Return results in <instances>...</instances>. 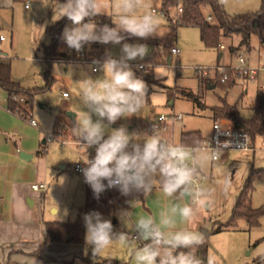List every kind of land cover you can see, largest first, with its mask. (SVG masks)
Wrapping results in <instances>:
<instances>
[{"label":"rangeland","instance_id":"374dc122","mask_svg":"<svg viewBox=\"0 0 264 264\" xmlns=\"http://www.w3.org/2000/svg\"><path fill=\"white\" fill-rule=\"evenodd\" d=\"M218 1L224 5L226 13L231 17L255 13L262 6V0ZM50 2L51 0H23L12 4L10 8H0V37L5 40L0 42V50H5L6 59L12 62L11 76L15 82H19L26 89H44L35 97L33 110H31L34 113L32 119L40 126L46 124V127L48 126L50 129L45 138L46 141L55 134L54 132L58 133L46 145L48 154L53 155L52 164L57 170V175L67 181L74 179L75 176L76 180L86 183L83 174L75 173L76 165L82 162L80 160L85 155L84 145H78L71 140L67 141L60 134L64 130L73 135L71 128L75 124V113L80 114L85 110L79 92L81 85L77 82L85 77L100 78L103 76V72L99 70V65L94 63H79L67 59L49 61L45 57L43 46H49L52 43L48 27L56 25L63 18L59 19V15H54ZM59 2L64 3L63 0H59ZM143 3L144 6L139 10L140 14L148 11L153 12L160 25V35H152L147 39H162L163 50L168 56H164L155 67H152L150 60L154 53L152 51L154 45L149 44L147 45L148 54L143 60L137 59L128 62L135 75L143 79L148 86L147 103L136 115L117 120L116 123L110 125V129L124 126L130 134H133L132 138L142 144L143 140L147 139L148 134L144 131L145 128L147 129L150 119L163 114L167 115L168 124L173 131L171 144L178 145L180 136L186 131H199L204 139H209L214 124L212 109L221 106L223 102L236 106L243 118H252L254 115L253 101L261 92L259 88L264 83V73L260 74V78L256 82L239 79L235 87L225 91L220 86H215V71L221 67L239 68L240 57L245 58L251 67L257 68L264 65V43L260 38L256 36L252 38L250 49L243 48L234 53L232 48H238L241 41L238 36L224 39L223 50L221 48L207 49L201 41L199 28L189 25L178 27L176 31H172L169 23L170 20L173 22L179 20L178 6L171 7L166 12L163 0H143ZM27 4L30 5V10L25 9ZM180 5L182 6V2L179 1ZM108 12L115 18L114 8H109ZM204 13L208 16L211 12L207 8ZM98 26L102 27L103 25ZM108 26L115 27L113 23ZM65 27H72L71 21ZM122 35L129 36L126 33H122ZM133 38L144 40L138 37ZM173 39L175 40L174 45L180 50L181 54L179 55L169 54ZM96 44L101 43L85 46L87 50H90ZM103 45L110 50L109 53L113 58L119 59L122 44ZM98 47H94L91 52L102 51ZM220 54L225 56L220 59ZM100 63L102 64L103 61ZM139 65L146 68L139 69ZM94 67L98 69L96 73L93 72ZM204 73H208V77L213 79L212 84L202 82ZM212 86L215 87L212 88ZM64 94L67 97H64ZM189 95L194 98H189ZM69 114L74 117H70ZM179 116H181L180 119L175 118ZM95 119L96 117L93 116V120ZM107 134L108 132L105 133V138H107ZM254 146V151H229L230 162L222 168H218L217 163L212 159L203 162L200 177L203 175L208 177L209 180H205L204 187L214 190L215 203L209 210L199 209L194 218L200 228L210 234L208 264H264V215L260 219L258 227L249 229L244 221H239L238 228L224 230L218 234L212 233L215 226L226 225L230 222L236 200L244 191L252 169L264 168V164L262 165L260 162V157L264 154V137H257ZM94 150L95 146L87 149L88 157L94 153ZM223 153L225 152L220 154V159L223 158ZM197 155L211 157L210 152L201 149ZM57 157L65 160V169L58 167V163L55 161ZM225 176L228 177L226 190L219 187L217 183L222 181ZM251 186L252 207L255 209L264 208V177L255 178ZM54 192L52 201L49 200V204L46 206L51 218L56 222L63 223L69 219L74 221L80 216L78 210L84 206V202L81 206L79 203L75 204L73 196L67 190L64 195L60 190ZM130 194L132 195L130 203L140 199V192L133 190ZM52 210L57 212L54 213ZM123 212L124 208L119 206L111 215L102 216L104 219L111 220L115 233L125 230L123 226L125 223L120 219ZM116 220H118V224H116ZM130 232L127 230L124 233H128L131 237L134 233ZM140 243L132 240L127 245L113 244L103 250L98 257H94L92 247L84 242L83 252L85 253L80 255H84L86 258L90 257L88 264H95L98 260L102 261L100 263H103V260H111L119 261L122 264H137L136 256L141 246Z\"/></svg>","mask_w":264,"mask_h":264},{"label":"clouds","instance_id":"9594fccd","mask_svg":"<svg viewBox=\"0 0 264 264\" xmlns=\"http://www.w3.org/2000/svg\"><path fill=\"white\" fill-rule=\"evenodd\" d=\"M50 6L59 19L67 17L72 23L62 33L69 49L79 53L92 43L122 44L119 59L109 55L102 64L94 62L99 64L102 77H85L77 82L81 85L79 92L85 110L75 113L71 130L85 148L80 160L85 165L81 169L85 182L96 198L111 188L119 189L123 195L135 190L146 197L157 185L166 198L183 201L190 197V203L173 206L171 215L161 213L159 220L141 215L133 221L128 211L120 219L133 224L135 240L141 242L137 264H202L191 249L203 244L205 238L187 225L199 209L210 208L215 203L214 190L200 187L198 182L203 162L216 159L217 148H213L211 157L197 155L199 149L163 140L155 126L142 144L124 126L110 129L117 120L136 115L147 103L148 86L135 75L128 62L143 60L149 49L145 44L122 43L125 40L122 33L141 39L160 35L158 18L151 11L140 14L143 0H66L64 3L51 0ZM109 8L115 9V18L109 15ZM100 15L110 16L115 27L98 26L92 18ZM93 146L95 156L89 159L87 149ZM217 183L226 190L228 177ZM177 215L185 225L179 229L175 227ZM83 221L85 243L92 247L94 257L113 244L127 245L133 240L128 233H115L111 220L104 219L99 212L86 213ZM181 249L184 251H178Z\"/></svg>","mask_w":264,"mask_h":264},{"label":"crops","instance_id":"0c3cea01","mask_svg":"<svg viewBox=\"0 0 264 264\" xmlns=\"http://www.w3.org/2000/svg\"><path fill=\"white\" fill-rule=\"evenodd\" d=\"M14 3H16L15 0H0V8H10ZM26 6V10L31 9V7L26 8ZM169 24H172L171 20ZM161 40L160 38H156L155 40L153 38L152 40L147 38L137 40L133 37L126 36L123 43L153 44L152 51L154 53H152V57L157 58L160 62L167 55L163 50V42ZM172 42L169 52L171 55H173L172 49L176 47L174 45V39ZM164 43L166 44V42ZM45 47L47 45L43 46L44 49H46ZM96 47L110 55V50L106 49L103 44H96ZM221 49H224V45L221 46ZM0 51L3 54L6 52L2 49ZM179 54H181L180 50ZM5 56H0V61L11 65L12 62L6 59L7 57ZM224 56L220 54L219 58L222 59ZM168 62L170 63V61ZM16 83L22 87L19 82ZM261 88L263 87L261 86ZM261 88L259 89L261 90ZM261 92L264 91L261 90ZM9 99L8 92L0 86V264H88L89 262H83L77 259L81 253H85L83 252L84 244L75 245L73 243L58 244L57 242H46V223L56 222L46 210L49 200L52 201L54 191L60 190L63 195L66 194L65 190L69 191L68 193L73 196L74 203H79L81 206L83 202H86L87 183L76 180L75 176L73 177L74 179L67 181L57 175V170L52 164V160H54L52 159L53 155L51 153L48 154L47 142L45 140L50 129L48 126L46 127V124L45 126H40V124L33 126L29 123L28 119L34 118L33 111L29 117L11 111ZM65 132L69 137L75 138L74 135L67 131ZM171 141L172 135L168 142ZM23 153L28 156L27 159L21 157ZM228 153H223V158L215 162L218 168L228 165L231 159ZM260 158V162L263 165L264 154ZM55 161L58 163V167L60 166L62 169L66 168L64 159L57 157ZM203 176L209 180L207 176ZM36 184H46L47 188L45 191H34L32 187ZM190 202V197H185L183 201H180L178 198L169 199L164 197L159 185H157L152 190V193L146 197L144 194L141 195L140 192V199L138 201L134 200L130 203V208L124 209V211L130 212V217L133 221L141 215L152 216L159 220L161 213L170 216L173 206L178 208L181 203ZM84 206L78 210L80 216L75 220L83 217ZM52 211L54 213L57 212L56 210ZM174 219L177 229L185 226L178 215ZM68 221L73 220L69 219ZM118 223V220H116V224ZM123 226L125 229L123 232L130 230V233H135L131 222ZM187 227L192 231L203 234V230L195 221L194 217ZM135 241L138 242V240ZM105 261L111 260H103V263H100L102 261L98 260L95 264H105Z\"/></svg>","mask_w":264,"mask_h":264},{"label":"trees","instance_id":"16d2710c","mask_svg":"<svg viewBox=\"0 0 264 264\" xmlns=\"http://www.w3.org/2000/svg\"><path fill=\"white\" fill-rule=\"evenodd\" d=\"M23 0H15L16 3ZM66 2V0H63ZM179 1L182 2L183 13L177 22L171 21V28L176 31L178 27L189 26L197 27L200 30L201 41L207 49H220L223 46V40L233 36L240 37L238 48H232V52H237L243 48L250 49L253 37H259L264 43V0H262L261 9L255 13L239 14L229 16L226 10L218 0H163L164 10L167 12L171 7L179 6ZM210 10V14L205 15V9ZM211 17L212 21L208 18ZM97 25L112 24V18L106 15H100L92 18ZM67 17H64L57 23L56 26L48 28V32L52 37V43L45 47V57L49 61L61 60L68 57V48L66 43L61 39V34L65 25L69 22ZM215 23H214V22ZM90 57L93 60L104 61L108 57V53L103 51H92ZM152 67L159 63V60L152 57L150 60ZM225 74H216V87L220 86L223 90L228 91L235 87L239 80L237 72L231 67H226ZM226 77V81L222 79ZM11 77V65L0 61V86L9 94V107L11 111H15L25 117H29L33 110L34 100L38 93L44 89H24L18 83L14 82ZM211 77H202V82L212 84ZM171 97V93H170ZM189 98L194 96L189 95ZM22 98V102L18 100ZM214 121L224 119L229 121L235 129L243 130L249 133L252 141L255 143L257 137H264V92L259 93L253 103L254 115L252 118H243L236 106H232L223 102L221 106L213 109ZM171 126L166 133H161L163 140L169 141L172 135ZM54 135H58L54 132ZM144 133L151 135L152 131L145 128ZM65 140L80 142L76 137L71 138L63 130L60 134ZM204 138L201 132L191 131L182 133L180 145L189 148H198ZM264 177L263 169H252L250 177L247 181L244 191L238 196L234 206L233 215L230 222L226 225L215 226L212 233L218 234L222 231L238 228V222L244 221L248 228L258 227L260 219L264 215V208L255 209L252 207V181L255 178ZM86 202L83 208V215L90 212H99L101 216L111 215L116 209L122 206L124 209L130 208L131 194L123 195L119 189L113 188L112 191H104L96 198L91 187L86 184ZM141 195L143 193L141 192ZM86 228L83 217L75 221H67L63 223L51 222L46 223V242L66 244L73 243L83 245L85 242ZM204 243L194 247L191 251L201 260L202 264H208V243L210 234L203 231ZM178 251H184L183 249ZM90 257L84 255L77 257L78 260L89 262ZM105 264H122L119 261H105Z\"/></svg>","mask_w":264,"mask_h":264},{"label":"built area","instance_id":"2783aa9c","mask_svg":"<svg viewBox=\"0 0 264 264\" xmlns=\"http://www.w3.org/2000/svg\"><path fill=\"white\" fill-rule=\"evenodd\" d=\"M29 4L26 6V8H29ZM183 13V7L180 5L178 6V14L181 15ZM209 21H212V18L209 17L208 18ZM4 38L0 37V41H3ZM95 46H93L94 48ZM92 48V49H93ZM87 50L86 46L84 47L83 51L77 53L74 49H71L68 51V57L65 58L67 60H73L75 62H79V63H94L96 62L95 60H93L90 57V53L91 50ZM172 53L173 55H178L179 50L174 47L172 49ZM65 59H61V60H65ZM100 62V61H99ZM240 63V67L239 68H235L232 69L234 71L237 72V75L239 77V79H244V80H248V81H256L261 73H264V66L262 67H251L248 63L247 60L243 57H240L239 60ZM96 65H99L97 63H94ZM139 69H144L146 68L145 66H138ZM227 68H223L221 67L220 69L218 68L217 71H215V73H219V74H225ZM94 72H97L98 69L94 67ZM205 76H208V73H204ZM226 81V77L222 79V82ZM263 88H261L262 91H264V83L262 85ZM64 97H67L66 94H64ZM19 100V99H18ZM20 101L22 102L23 100L20 99ZM176 119H180L181 116L179 117H175ZM168 117L167 115H159V116H154L150 119L149 121V125L147 127L148 130H153V127H158L161 133H166L169 129V124H168ZM29 123L33 126H37V123L33 120V119H28ZM212 135L209 139H204L201 143V145L198 148H194V149H201L202 151H208L211 153H213V148H217L216 152H217V158L216 159H212L214 162H218L220 159V154L222 152H229V151H254L255 150V146H254V142L252 141L251 136L249 135L248 132L243 131V130H239V129H235L231 123H229L227 120H223V119H218L214 122L213 124V130H212ZM55 138V135H52L51 137L48 138V140L46 142H51L53 139ZM171 144V142H168ZM64 144V142H63ZM76 144L80 145L82 144L81 142H77ZM95 156V150L94 153L90 154L89 159L94 158ZM85 165L83 164V162L79 163L76 165L75 167V173L77 174H82L81 169L84 168ZM206 177L202 176L199 177V186L200 187H204V182H205ZM105 184H107V181H104ZM34 191H45L47 186L46 184H36L33 185ZM107 191H112L113 188L111 189H106ZM105 190V191H106ZM136 233H134L131 238H133V240L135 239Z\"/></svg>","mask_w":264,"mask_h":264},{"label":"water","instance_id":"95a60500","mask_svg":"<svg viewBox=\"0 0 264 264\" xmlns=\"http://www.w3.org/2000/svg\"><path fill=\"white\" fill-rule=\"evenodd\" d=\"M0 56L2 57V56H5V54H3L2 53V51H0ZM215 86H212V88H214ZM69 116L70 117H74V115H72V114H69ZM21 157L23 158V159H27V155H25L24 153L21 155ZM206 209H208V208H206Z\"/></svg>","mask_w":264,"mask_h":264}]
</instances>
